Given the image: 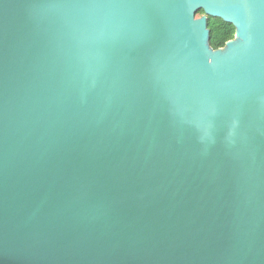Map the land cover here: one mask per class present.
Segmentation results:
<instances>
[{"label":"water","instance_id":"1","mask_svg":"<svg viewBox=\"0 0 264 264\" xmlns=\"http://www.w3.org/2000/svg\"><path fill=\"white\" fill-rule=\"evenodd\" d=\"M0 264H264V0H0Z\"/></svg>","mask_w":264,"mask_h":264},{"label":"trees","instance_id":"2","mask_svg":"<svg viewBox=\"0 0 264 264\" xmlns=\"http://www.w3.org/2000/svg\"><path fill=\"white\" fill-rule=\"evenodd\" d=\"M203 14V10L198 12L199 16ZM207 27L209 29V43L213 49L223 47L228 40L234 38L235 27L221 18L208 16Z\"/></svg>","mask_w":264,"mask_h":264},{"label":"rangeland","instance_id":"3","mask_svg":"<svg viewBox=\"0 0 264 264\" xmlns=\"http://www.w3.org/2000/svg\"><path fill=\"white\" fill-rule=\"evenodd\" d=\"M199 15H197V17H198Z\"/></svg>","mask_w":264,"mask_h":264}]
</instances>
